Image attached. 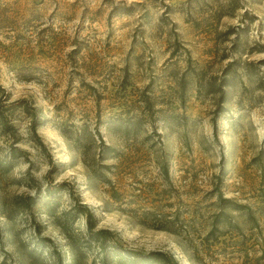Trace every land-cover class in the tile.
I'll return each mask as SVG.
<instances>
[{"label":"rangeland","instance_id":"1","mask_svg":"<svg viewBox=\"0 0 264 264\" xmlns=\"http://www.w3.org/2000/svg\"><path fill=\"white\" fill-rule=\"evenodd\" d=\"M0 84V264H264V0H0Z\"/></svg>","mask_w":264,"mask_h":264},{"label":"trees","instance_id":"2","mask_svg":"<svg viewBox=\"0 0 264 264\" xmlns=\"http://www.w3.org/2000/svg\"><path fill=\"white\" fill-rule=\"evenodd\" d=\"M224 85H225V82L222 83L221 89H223ZM213 89L214 88L212 87L211 90H213ZM0 92L2 93V95L4 94V96L1 100V104H0V125L3 129V131L9 132L14 136L13 144L18 143L20 137L17 136L16 127L10 121V119H9V117L5 111L7 109L10 110V109H14L16 107H22V109L31 117L30 128L32 130V133H33L35 140L41 146L45 147V145H44V143H43V141H42V139H41V137L37 131L38 126L41 123V116L38 113L36 106L33 104H29V102L26 99L13 100V101H10V103H8L7 105H5L4 101H6L8 99V95L5 94L6 91H5L4 87H2L1 84H0ZM5 108H7V109H5ZM11 149H12V151H11L12 154L14 156H16L18 154L17 151L19 150L17 145L11 146ZM123 159H124V154L121 157V160H123ZM156 161H157L159 168L161 170V173L164 175L165 179L170 180V167H169L168 160L164 157V155H160V156L156 157ZM111 167L112 166H109V168H111ZM107 180L110 181L111 179H107ZM37 198H39V197L38 196L30 197V201H29V203H27V206L28 207L31 206V204L36 202ZM112 198L116 202L121 203V204L129 203L128 199H126V196L119 190V187H116L115 184H113V186H112ZM148 214L152 215L151 220L144 218V216H147ZM142 218H143L142 222H146L149 225H151L152 227L169 229L168 227H166L164 225L165 223H162L163 219L158 217L157 214H155L151 211H142ZM88 233H89V237L92 240L99 242L100 247L102 249L107 250V248H109V247L119 248L120 251L123 252V254H125L126 256L132 257L134 263L135 262L136 263L151 262L153 260H158L161 264H176L177 263L175 258L170 253H168L166 251L151 250L147 253H143V252L138 251V250H133V249H129V248H126L123 246H119V244L115 243V241L113 243H109V239L114 237L113 231L108 229V228L95 229V227L92 225L91 221L88 223ZM105 258H104V260L106 261Z\"/></svg>","mask_w":264,"mask_h":264}]
</instances>
